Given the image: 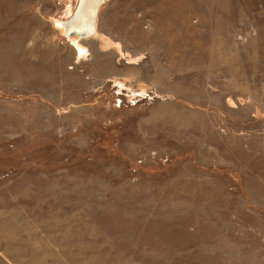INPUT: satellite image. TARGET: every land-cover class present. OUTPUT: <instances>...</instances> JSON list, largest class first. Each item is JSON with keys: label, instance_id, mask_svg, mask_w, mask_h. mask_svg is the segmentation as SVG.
<instances>
[{"label": "rangeland", "instance_id": "obj_1", "mask_svg": "<svg viewBox=\"0 0 264 264\" xmlns=\"http://www.w3.org/2000/svg\"><path fill=\"white\" fill-rule=\"evenodd\" d=\"M0 0V264H264V0Z\"/></svg>", "mask_w": 264, "mask_h": 264}, {"label": "bare ground", "instance_id": "obj_2", "mask_svg": "<svg viewBox=\"0 0 264 264\" xmlns=\"http://www.w3.org/2000/svg\"><path fill=\"white\" fill-rule=\"evenodd\" d=\"M102 0H80L79 9L77 12V18L74 22H56L55 25L58 28H61L64 33L67 32V27H77L79 28L84 34V36L75 35L76 37L74 43L78 45V39L82 37H86L92 34V23L97 14L98 8L101 4ZM93 35V34H92Z\"/></svg>", "mask_w": 264, "mask_h": 264}, {"label": "water", "instance_id": "obj_3", "mask_svg": "<svg viewBox=\"0 0 264 264\" xmlns=\"http://www.w3.org/2000/svg\"><path fill=\"white\" fill-rule=\"evenodd\" d=\"M79 4H80V1H79ZM79 4H78V7H77V10H76L75 14L72 16V18H70V19L67 21L68 23H72V22H74L75 19L77 18V12H78V9H79V7H80ZM95 18H96V14H95V17H94V20H93V23H92V34H94V31H95V29H94ZM83 34H84V33H83L79 28H77V27H74V28L69 27V26L67 27L66 35H67L68 37L75 36V35L84 36Z\"/></svg>", "mask_w": 264, "mask_h": 264}]
</instances>
